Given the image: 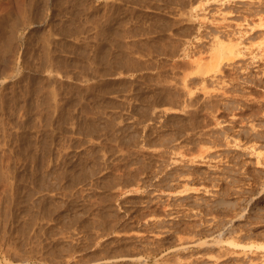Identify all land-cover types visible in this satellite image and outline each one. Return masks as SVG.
<instances>
[{
  "label": "rangeland",
  "instance_id": "obj_1",
  "mask_svg": "<svg viewBox=\"0 0 264 264\" xmlns=\"http://www.w3.org/2000/svg\"><path fill=\"white\" fill-rule=\"evenodd\" d=\"M0 44V264H264V0H0Z\"/></svg>",
  "mask_w": 264,
  "mask_h": 264
},
{
  "label": "bare ground",
  "instance_id": "obj_2",
  "mask_svg": "<svg viewBox=\"0 0 264 264\" xmlns=\"http://www.w3.org/2000/svg\"><path fill=\"white\" fill-rule=\"evenodd\" d=\"M46 1V0H45ZM84 1V0H83ZM26 3V2H25ZM22 5V4H21ZM20 5V6H21ZM70 5V4H69ZM76 5V4H75ZM92 5V4H91ZM30 6V5H29ZM66 7V6H65ZM74 7V6H73ZM34 8V7H33ZM71 8V7H70ZM39 9V8H38ZM12 10V9H11ZM64 10H66V9H64ZM63 10V11H64ZM15 11V10H14ZM22 12V11H21ZM24 12V11H23ZM67 12V11H66ZM9 13V12H8ZM17 13V12H16ZM26 13V12H25ZM24 14V13H23ZM73 15V14H72ZM109 15V14H108ZM112 15V14H111ZM9 17V16H8ZM19 17V16H18ZM6 18V17H5ZM7 19V18H6ZM28 19V18H27ZM109 19V18H108ZM114 19V18H113ZM24 20H26V19H24ZM8 21V20H7ZM76 22V21H75ZM25 23V22H24ZM30 23V22H29ZM28 23V24H29ZM115 23V22H114ZM27 24V25H28ZM112 24V23H111ZM7 27V26H6ZM15 27V26H14ZM65 27V26H64ZM66 28V27H65ZM20 29V28H19ZM100 30V29H99ZM119 30V29H118ZM15 31V30H14ZM106 31H107V29H106ZM109 31H110V29H109ZM115 31V30H114ZM16 32V31H15ZM68 32H70V31H68ZM111 32V31H110ZM67 33V32H66ZM71 33V32H70ZM117 33V32H116ZM102 34V33H101ZM113 35H115V34H113ZM111 37V36H110ZM109 37V38H110ZM219 37V36H218ZM218 37H216V38H218ZM237 37V36H236ZM13 39V38H12ZM46 39V38H45ZM106 40V39H105ZM217 40V39H216ZM228 40V39H227ZM5 41V40H4ZM102 41V40H101ZM221 41V40H220ZM219 41V42H220ZM229 41H230V45H229V52L230 53H234V52H237V51H240V49H241V47H240V44H242V43H240L238 40H233V39H229ZM45 42V41H44ZM217 43H215V44H218V45H221V43H219L218 41H216ZM3 44V43H2ZM42 44H43V42H42ZM116 44H117V42H116ZM214 44V45H215ZM1 45V44H0ZM217 45V46H218ZM220 47V46H219ZM47 48V47H46ZM96 48V47H95ZM107 48V47H106ZM218 48V47H217ZM222 49V48H221ZM44 50V49H43ZM99 50V49H98ZM111 50V49H110ZM222 51V50H221ZM220 51V52H221ZM108 52V51H107ZM102 53V52H101ZM119 54V53H118ZM5 56V55H4ZM113 56V55H112ZM53 57V56H52ZM96 62V61H95ZM124 62V61H123ZM125 62H127L126 60H125ZM4 64V63H3ZM5 65V64H4ZM123 65V64H122ZM87 66V65H86ZM98 68V67H97ZM91 88V87H90ZM92 89V88H91ZM34 94V93H33ZM8 99V98H7ZM52 108V107H51ZM90 108V107H89ZM87 110V109H86ZM1 124V123H0ZM3 126V125H2ZM90 127V126H89ZM62 128V127H61ZM91 129V128H90ZM2 131V130H1ZM24 131V130H23ZM27 131V130H26ZM87 131V130H86ZM47 132V131H46ZM255 132V131H254ZM6 134V133H5ZM53 134V133H52ZM49 139V138H48ZM19 140V139H18ZM21 140V139H20ZM34 140V139H33ZM44 141V140H43ZM42 141V142H43ZM36 143V142H35ZM19 147H20V145H19ZM23 149V148H22ZM19 150H20V148H19ZM45 150V149H44ZM86 150V149H85ZM33 151V150H32ZM30 153V152H29ZM32 153V152H31ZM23 154V153H22ZM34 154V153H33ZM30 156V155H29ZM83 156V155H82ZM92 156V155H91ZM26 158V157H25ZM1 159V158H0ZM31 160V159H30ZM39 160V159H38ZM2 161V160H1ZM64 162V161H63ZM87 163V162H86ZM89 164H90V162H89ZM97 164V163H96ZM8 170H9V168H8ZM90 171V170H89ZM62 172V171H61ZM4 174V173H3ZM91 174H92V172H91ZM19 175V174H18ZM6 176V175H5ZM2 177V176H1ZM39 177V176H38ZM87 178V177H86ZM1 179V178H0ZM27 179V178H26ZM37 179V178H36ZM35 179V180H36ZM71 179V178H70ZM98 179V178H97ZM12 180V179H11ZM21 180V179H20ZM1 182V181H0ZM20 183V182H19ZM9 184V183H8ZM42 184V183H41ZM67 184V183H66ZM70 184H71V182H70ZM74 184V183H73ZM5 185V184H4ZM70 186V185H69ZM8 187H9V185H8ZM8 187H7V189H8ZM28 187V186H27ZM66 187V186H65ZM66 189V188H65ZM32 190V189H31ZM39 190V189H38ZM24 191V190H23ZM63 191V190H62ZM186 191V190H185ZM19 192V191H18ZM36 192V191H35ZM7 198V197H6ZM27 199V198H26ZM10 200V199H9ZM35 200V199H34ZM44 200V199H43ZM47 201V200H46ZM45 201V202H46ZM27 202V201H26ZM27 204V203H26ZM32 205V204H31ZM9 206V205H8ZM27 206V205H26ZM25 209V208H24ZM29 209V208H28ZM42 210V209H41ZM40 213V212H39ZM35 215V214H34ZM0 226H1V224H0ZM220 239V238H219ZM214 240V239H213ZM203 242H204V240H203ZM215 242V241H214ZM202 243V242H201ZM233 243V242H232ZM237 244V243H236ZM232 245H235L234 243L232 244ZM238 245V244H237ZM235 252V251H234Z\"/></svg>",
  "mask_w": 264,
  "mask_h": 264
}]
</instances>
